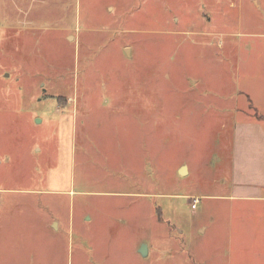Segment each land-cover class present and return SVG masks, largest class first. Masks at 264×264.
<instances>
[{
  "label": "rangeland",
  "instance_id": "obj_1",
  "mask_svg": "<svg viewBox=\"0 0 264 264\" xmlns=\"http://www.w3.org/2000/svg\"><path fill=\"white\" fill-rule=\"evenodd\" d=\"M220 1L0 0V264H264L231 254L204 108L264 106V0Z\"/></svg>",
  "mask_w": 264,
  "mask_h": 264
},
{
  "label": "crops",
  "instance_id": "obj_2",
  "mask_svg": "<svg viewBox=\"0 0 264 264\" xmlns=\"http://www.w3.org/2000/svg\"><path fill=\"white\" fill-rule=\"evenodd\" d=\"M237 1L228 4V6H235ZM218 3H224V1L219 0ZM221 5L223 4H219V7ZM220 11H222L221 7ZM211 14L214 13L211 12ZM210 19L213 20L214 18L211 16ZM216 23L217 19L215 17L211 26ZM203 36L229 38L228 43L224 40L219 43V48L223 49L224 52L219 61L221 60L223 64L228 61L234 65L236 58L234 55H237L240 47L238 42L230 41V38H234L235 34L224 33L221 35L219 33L204 32ZM211 43V41L207 42L208 45ZM226 45L228 46L226 47ZM230 55L231 57H229ZM207 86L210 87L208 83ZM250 96L248 95L249 98L247 101L244 100V103L237 100L234 106H231L233 107L231 109H234L232 113L222 111L226 107L222 108L220 105L204 107L206 110L213 109L215 114L223 117V119H228L229 127L226 129L231 132V143H229L231 145L230 165L228 169H225L219 180L223 186H229V194L219 197L221 201L227 202L229 206V214L225 219L228 222L231 254H234L233 246L237 247V245L244 247V250L250 248L254 251H256L255 248L264 246V106L252 101L253 98ZM253 107H256V110L259 111L255 112ZM59 109H61V106L58 103L56 112L61 114ZM185 168L189 171L187 166ZM157 211L159 212V210ZM232 237L234 238L233 241ZM228 264L251 263L237 261L235 257V259L229 260Z\"/></svg>",
  "mask_w": 264,
  "mask_h": 264
},
{
  "label": "water",
  "instance_id": "obj_3",
  "mask_svg": "<svg viewBox=\"0 0 264 264\" xmlns=\"http://www.w3.org/2000/svg\"><path fill=\"white\" fill-rule=\"evenodd\" d=\"M185 172H186V168L183 167V168L181 169V171H180V174H185ZM140 253H141L144 257H146V256L148 255V246L145 245V244H143L142 247H141V249H140Z\"/></svg>",
  "mask_w": 264,
  "mask_h": 264
},
{
  "label": "built area",
  "instance_id": "obj_4",
  "mask_svg": "<svg viewBox=\"0 0 264 264\" xmlns=\"http://www.w3.org/2000/svg\"><path fill=\"white\" fill-rule=\"evenodd\" d=\"M199 202H200L199 199L194 198V199H193L192 208H193V209L196 208V205H197Z\"/></svg>",
  "mask_w": 264,
  "mask_h": 264
}]
</instances>
